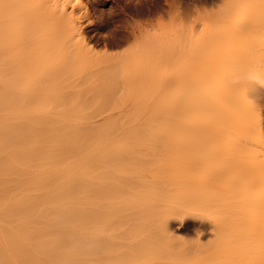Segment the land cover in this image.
I'll return each instance as SVG.
<instances>
[{"label": "bare ground", "instance_id": "bare-ground-1", "mask_svg": "<svg viewBox=\"0 0 264 264\" xmlns=\"http://www.w3.org/2000/svg\"><path fill=\"white\" fill-rule=\"evenodd\" d=\"M116 4L145 22L101 43L85 0H0V264H264V0ZM80 87L180 94L86 122Z\"/></svg>", "mask_w": 264, "mask_h": 264}, {"label": "rangeland", "instance_id": "rangeland-1", "mask_svg": "<svg viewBox=\"0 0 264 264\" xmlns=\"http://www.w3.org/2000/svg\"><path fill=\"white\" fill-rule=\"evenodd\" d=\"M87 3H88V5L90 6V11H89V14H90V17H89V20L90 21H88V18L87 19H85L84 20V22H85V28L84 29H87L88 30V34H89V36L90 37H92V38H94L93 40L94 41H99V42H101V43H103V42H105L106 40H107V38L109 39V38H111L112 36H114V35H116L117 33H119V28H121V30H123V28H122V22H121V19L122 18H126V19H128V21H130L129 23L131 24V23H133L134 24V22H135V24H141L142 22H145V18L144 17H141V16H138L137 15V13H134V12H132V13H130V14H123V13H121V10H120V7L118 8V5L116 4V0H85ZM135 3H136V1L138 2V0H133ZM100 2V3H99ZM163 3H165V1H163ZM120 11H119V10ZM119 12H118V11ZM199 10L201 11V10H203V8H201V6H199ZM130 12V11H129ZM119 13V14H118ZM122 15H121V14ZM160 14L161 15H163V12L162 11H160ZM165 16V15H164ZM167 17L165 16V19H166ZM196 18V15H194V16H192V19H195ZM134 20V21H133ZM88 21V22H87ZM87 23V24H86ZM121 24V25H120ZM129 24V25H130ZM128 25V24H127ZM119 26V27H118ZM121 32V31H120ZM114 34V35H113ZM41 82V81H40ZM216 87V86H215ZM41 88H42V86L40 87V89H39V86L37 87V89H38V91H40L41 90ZM83 88H84V90L87 88V87H80V89L79 90H74V91H71V92H73V94H74V99H75V101L74 100H72L73 99V97H72V99L70 100V103H71V101H73L74 102V104H75V102L77 103V106H78V103L80 104L79 106H83L84 105V103H85V105L86 104H88V101L89 102H91L90 100H88L89 98H92V96H93V94H92V91H93V89H92V91H90L89 92V94H88V92H86V91H83ZM156 90V89H155ZM37 91V92H38ZM186 90H183V92L184 93H182V96L183 97H185L183 94H186V92H185ZM188 91V90H187ZM63 92L64 91H62V93L61 94H63ZM145 92H147V94H148V97L147 98H143L144 99V103H142L141 104V106H143L142 108H145L146 109V111L144 110V109H142L138 104H135V106L132 104V103H124V101L123 100H118V98L112 103H109V105H108V102L106 101L105 103L107 104H104L105 105V107H103V104L101 103V106L102 107H99L100 106V104L99 103H96V102H100V100L99 99H101V98H97V96H96V99H94V101H95V105H99V106H94V107H91L94 103H91L92 105L91 106H89L90 104H88V105H86V109H88V110H82L81 111V109H79V110H75L76 111V113L77 112H79V111H81L80 113L81 114H83L81 117L79 116V117H76L75 116V118H79L78 120H83V121H88V120H92V119H94V120H99V121H101V120H105V118H108V117H113L114 115H117L119 112H123L124 110L126 111V112H128V113H130V116H131V118L132 117H134V116H136V115H139L140 113H142V112H144L145 114H147L150 110H151V108H150V110L148 109L151 105H152V107H153V105H155V106H157V107H159V110H162V108H165L166 106H170V105H172V103H173V101H174V95L176 94L177 95V93H179V92H177V93H175L176 91H171V90H165V93L164 92H162V93H160V92H158V91H153V89H152V91H145ZM144 92V93H145ZM153 92H154V94H153ZM168 92V93H167ZM151 93H152V95H154L155 97H153L154 99L152 100V95H151ZM188 93V92H187ZM214 92H212V93H209V96H211V97H213V95L215 94H213ZM55 94V93H54ZM162 94V95H161ZM180 94V93H179ZM91 95V96H90ZM187 96H188V94H187ZM55 97H58L57 95L55 96ZM55 97H54V99H55ZM85 97H87V99L85 98ZM89 97V98H88ZM157 97V98H156ZM85 98V99H84ZM155 98H156V101H155ZM173 98V99H172ZM52 99V101H48L47 103H51V102H53V98H51ZM98 99V100H97ZM84 100H86V102H84ZM88 100V101H87ZM97 100V101H96ZM103 100V101H102ZM101 101L102 102H104L105 100L104 99H102ZM184 100H185V98H184ZM56 103H57V101L56 100H54ZM93 101V102H94ZM46 102V101H45ZM69 102V101H68ZM37 103V102H36ZM35 103V104H36ZM41 103H43V102H41ZM40 103V104H41ZM47 103H43V104H41V105H46ZM56 103H51L52 105H53V107H52V105H50L51 106V108H52V110L54 111V109L53 108H56V107H54V106H57L56 105ZM64 103H65V101H64ZM81 103L83 104V105H81ZM140 103V102H139ZM38 104V103H37ZM39 104V106H40V108H41V105ZM58 104H60L59 102H58ZM111 104V105H110ZM33 105V104H32ZM49 105V104H48ZM60 105H62V104H60ZM131 105H133V106H131ZM35 105H33V107H34ZM39 106H35L36 108L38 107L39 108ZM59 106V105H58ZM68 106H73L72 104L71 105H68ZM76 106V105H75ZM25 107H26V109L29 107V106H27V105H25ZM24 107V108H25ZM46 107H47V105H46ZM84 107V106H83ZM36 108H33V109H36ZM40 108H39V110H40ZM43 108V107H42ZM45 108V107H44ZM47 108H49V110L47 111L46 109L44 110V111H42V110H40V113H45V115H48L49 117L51 116L50 114H53L54 112L50 109V107H47ZM68 108V109H67ZM134 108L136 109V110H134ZM161 108V109H160ZM30 109H32V107L30 106ZM58 109V108H57ZM59 109H61V108H59ZM64 108H62V110H63ZM65 109L67 110V111H69L70 113L72 112V110H73V108H72V110H71V107H65ZM36 110H38V109H36ZM65 110V111H66ZM149 110V111H148ZM27 111H28V109H27ZM51 111V112H50ZM67 111H66V113H67ZM74 111V110H73ZM74 111V112H75ZM88 111V112H87ZM200 111H202V109L200 110ZM34 112V111H33ZM36 112V111H35ZM39 112V111H38ZM53 112V113H52ZM136 112V113H135ZM30 113H32L31 111H30ZM47 113V114H46ZM73 113V112H72ZM116 113V114H115ZM136 115H135V114ZM75 114V113H74ZM88 114V115H87ZM35 115H39V114H35ZM40 115H42V114H40ZM44 115V114H43ZM42 115V116H43ZM44 115V117H46L47 119L49 118V117H47V116H45ZM78 115H80V114H78ZM85 115V116H84ZM163 115V113H161L160 114V116H162ZM86 116H88V117H86ZM129 116V117H130ZM38 117V116H37ZM52 117V116H51ZM55 116H53L52 117V119L54 118ZM67 117H69V118H71L72 116H67ZM67 117H64V118H66L67 119ZM74 117V116H73ZM72 117V118H73ZM145 117H147V116H144V118ZM35 118V117H34ZM41 117H39V119H40ZM43 118V117H42ZM57 118V117H56ZM71 118V119H72ZM45 119V118H44ZM50 119V118H49ZM48 119V120H49ZM58 119V118H57ZM74 119V118H73ZM88 119V120H87ZM127 119H128V117H127ZM46 120V119H45ZM51 120V119H50ZM69 120V119H68ZM82 121V122H83ZM224 127H226V121H225V118L222 116V115H220L219 113H216L214 116H212L211 118H208L207 120H205L204 122H203V124L201 125V127H200V133L202 134V135H210V136H216V135H218V133H219V131L221 130V129H223ZM258 224V223H257ZM260 224V223H259ZM258 224V225H259ZM260 225H264V224H260ZM237 230H235V232H236ZM179 238H180V240H182V241H184V242H186V243H188V244H192L195 240L197 241V238L195 237V235L193 234V233H191V232H186V231H183L182 233H179ZM195 241V242H196ZM260 256V255H259ZM259 256H257V261L259 262L260 261V259H259ZM259 259V260H258ZM256 261V260H255ZM256 261V262H257ZM257 262V263H258Z\"/></svg>", "mask_w": 264, "mask_h": 264}]
</instances>
